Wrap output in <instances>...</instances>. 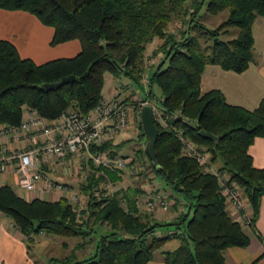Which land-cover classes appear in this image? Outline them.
<instances>
[{
	"label": "trees",
	"instance_id": "16d2710c",
	"mask_svg": "<svg viewBox=\"0 0 264 264\" xmlns=\"http://www.w3.org/2000/svg\"><path fill=\"white\" fill-rule=\"evenodd\" d=\"M201 8L211 15L225 10L226 18L207 27L199 21ZM0 9L26 11L51 27L50 45L70 39L80 44L72 57L36 64L0 39V125H18L24 109L45 120L67 109L84 115L102 97L104 73L127 79L149 103H156L152 86L160 91L156 105L164 124L152 117L155 163L141 152L159 183L156 188L169 192L171 208L178 210L172 220L158 221L150 209L139 207L137 187L127 188L126 195L120 188L96 194L99 184L119 181L125 169L88 162L91 172L80 186L87 202L81 210L66 196L27 200L10 186H0V212L26 243L40 232L79 238L66 255L49 257L47 264H146L172 238L178 245L161 252L163 264H224L223 250L247 245L243 222L231 210L230 215L215 174L182 153L180 137L207 152L209 164L217 163L213 169L240 188L250 212L247 226L253 227L264 195V168L252 165L247 148L254 137L264 138V96L254 109L245 110L226 103L216 89L201 92L199 83L207 64L235 73L247 68L253 50L251 25L256 17L264 19V0H0ZM176 15L184 17L178 35L166 30ZM154 38L161 43L151 54L159 52L161 58L146 69L145 46ZM64 76L73 80L55 90L41 86ZM137 128L144 136L139 119ZM199 130L216 140L202 138ZM100 149L116 155L110 141ZM88 241L91 251L77 257Z\"/></svg>",
	"mask_w": 264,
	"mask_h": 264
},
{
	"label": "crops",
	"instance_id": "0c3cea01",
	"mask_svg": "<svg viewBox=\"0 0 264 264\" xmlns=\"http://www.w3.org/2000/svg\"><path fill=\"white\" fill-rule=\"evenodd\" d=\"M52 28L41 24L32 14L23 10H5L0 9V39L10 42L16 49L20 57L29 58L34 63L39 64L47 60L55 58H68L78 53L80 44L76 39H70L55 45H50L52 36ZM251 34L253 38L252 60L247 68L240 73H235L230 70H223L214 64H207L203 67L200 74L199 87L201 92L216 89L224 97V100L229 105L241 107L245 110L254 109L264 96V19L256 17L251 25ZM122 79L124 81H122ZM120 80L124 87L130 91L131 95H139L141 92L129 83L125 78L115 79L108 73L103 75V85L101 88V96L108 98L113 94L123 95L122 90L118 89L115 83ZM124 98V97H123ZM129 102V101H125ZM132 103V102H130ZM129 114L138 119V109L129 110ZM126 130L120 131L110 140L113 150L116 155H128L130 153L119 154L117 149L120 142H123L126 136ZM41 138L37 133H27L18 139L4 137L0 139V152L4 149V153H8L14 149H19L30 143L32 137ZM121 136L119 141L116 138ZM144 143L141 145V151ZM138 151L137 154L141 153ZM247 152L251 157V163L256 168H264V138L254 137L251 144L247 148ZM142 154V153H141ZM66 165V164H64ZM61 165L43 164L41 170L53 182L67 184L68 188L72 189L73 183L63 179L58 172H55V167ZM6 173H0V186L8 185L14 191V184L17 180V175L10 166ZM127 177L122 173L120 180L123 182ZM67 183H66V182ZM156 183V187L159 183ZM39 185L34 191L24 193L22 197L29 200L35 197L54 200L58 197V193L52 198L51 193L44 192ZM15 193H17L15 191ZM167 195L169 192L166 190ZM19 195V194H17ZM142 207V206H139ZM178 210L168 207L165 211L151 210L152 217L158 221L172 220ZM230 211V209H229ZM231 215V211H230ZM234 215V213H232ZM171 230V229H170ZM243 232L248 236V243L245 247H227L223 250L224 264H264V195L261 196L257 217L253 227L242 225ZM39 236V237H37ZM37 240L34 242L36 255L40 254L41 248L46 245H58L64 251L65 255L72 246L74 241H67L68 238L56 235H47L41 233L36 234ZM31 243V242H30ZM71 244V245H70ZM178 245V240L175 238L165 241L162 246L153 251L152 258L146 264H163L162 251L172 250ZM65 246V247H64ZM30 247L24 242L22 235L11 224L10 219L0 212V264H36L35 260L31 259L28 254ZM92 249V248H91ZM90 252V251H89ZM62 255V256H63ZM44 260V258H43ZM41 264H44V261ZM46 264V262H45Z\"/></svg>",
	"mask_w": 264,
	"mask_h": 264
},
{
	"label": "built area",
	"instance_id": "2783aa9c",
	"mask_svg": "<svg viewBox=\"0 0 264 264\" xmlns=\"http://www.w3.org/2000/svg\"><path fill=\"white\" fill-rule=\"evenodd\" d=\"M143 78L145 79V74ZM143 104L150 105L152 116L163 125L161 110L155 103L143 101L139 95L132 96V103L125 102L118 94L108 98L102 96L84 115L67 109L51 120H45L33 111L24 109L18 125H0V139L4 137L18 139L33 132L41 138L33 136L30 143L8 153H4L2 148L0 173H6L12 166L17 175L14 188L19 196L34 191L39 185H42L43 193L46 191L66 196L67 186L51 181L41 170L43 164H58L65 167L78 162V167H82L83 162L85 164L89 162L94 167L108 170L126 169L131 181L140 182L138 188L141 192L134 197L136 204L150 210H165L172 203L171 199L157 189L154 183L141 182L139 175L144 171V167L140 163L130 155H111L105 149H100V146L113 139L118 132L129 128L132 117L129 110L133 108L139 110ZM137 116L139 119V115ZM180 141L184 155L193 157L202 170L215 174L226 206L235 213L237 220L247 226L250 212L240 188L229 180L226 173L216 172L212 168L207 152L200 151L186 138L180 137ZM69 202L74 204L75 200L70 199Z\"/></svg>",
	"mask_w": 264,
	"mask_h": 264
},
{
	"label": "rangeland",
	"instance_id": "374dc122",
	"mask_svg": "<svg viewBox=\"0 0 264 264\" xmlns=\"http://www.w3.org/2000/svg\"><path fill=\"white\" fill-rule=\"evenodd\" d=\"M199 21L201 23H203L205 26L207 27H215L217 26L220 22H222L225 18H226V11L223 10L215 15H211L205 12V10L203 8H201L199 10ZM184 17L180 16V15H176L173 16L171 18V20L168 22L167 24V28L166 30L168 32H171L175 35H178L179 31L184 27ZM161 43L160 39L154 38L152 40V42L148 45L145 46V51H144V66L149 67V65H155L157 63V61L161 58V54L158 52L155 55L151 54V51L159 44ZM164 67V64H163ZM149 70L146 71V74H148ZM122 81H124L122 79ZM145 79L143 78V83L145 84ZM115 85H117L118 89H123V95H121V97H127L126 101L131 102L132 101V95L130 93V91L127 90V88H125L122 84V82L120 80H118ZM152 90H153V94L155 96V104L158 103V99L160 98V91L159 89L153 85L152 86ZM126 134H125V138L122 139L123 142H120L119 148L117 149V152L119 154H125V153H130L128 155L133 156L134 160L137 161L138 163H140L143 167H144V171H142L141 173H143V175H139L141 176V182L144 183L146 181H150L152 183L157 182L156 179L153 177L151 171L148 168V163L146 161V159L143 157V155L141 153L137 154L138 151H141L142 148V144L145 142V137L138 135V128H137V119L131 117V122H130V126L128 129H126ZM121 138V136H118L116 138V141H119ZM212 166V168H215L217 166V163H211L210 164ZM65 166V165H64ZM89 165L86 166V164L83 162L82 163V167H78V162L75 163H71L69 164V166H57L55 167V172L57 171L58 174H60V176H64L63 179H67V181H71L70 183H73L72 189L68 188L67 184H63L65 186H67V194H66V198L68 200L70 199H74L75 203L72 204L74 205V207L77 210H81L85 207V204L87 202V196L86 194H84L81 189L80 186L82 183H84L87 179V177L90 175L89 172ZM96 174H99V171H95ZM123 174L127 177V180H123V182H114V183H108L107 179L104 183L99 184V188L96 192V194L99 193V191L102 189L104 190V193H111L113 191H116L117 189L120 188L121 192L126 195L127 191L126 189L129 188H136L139 190L138 193H140V189L138 188L139 183H135L133 181H131L130 177L128 176V170H123ZM66 182V181H65ZM67 183V182H66ZM125 188V190H124ZM118 191V190H117ZM66 192V191H65ZM49 193V192H48ZM53 194V193H51ZM121 193H119L120 196ZM45 196V194H42V197ZM64 196L59 195L58 193V197ZM72 196V198H71ZM55 197L54 194L52 195V198ZM169 207H171V204L169 205ZM167 209V208H166ZM165 209V210H166ZM165 210H161V211H165ZM39 235V234H38ZM39 237V236H37ZM37 237L35 236L32 240L31 243H27L28 246L30 247L28 249V254L29 257L33 260H35L36 264H41V261H39V259L44 260L42 261V263L45 261L47 264V260L49 257H62V255L64 254V251L62 250V248H60L58 245H46L45 247L39 249L40 250V254L35 253L34 249L36 248L34 242L37 240ZM61 237V236H60ZM67 241H73L72 238H68ZM74 241L78 242L79 238H75ZM25 242V241H24ZM26 243V242H25ZM71 245V244H70ZM65 247V246H64ZM92 248V243L89 241L87 242V244H85L83 246V249L79 250L76 253L77 257H81L83 255H85L87 252L91 251ZM70 251V250H69ZM65 252L66 254L69 252ZM65 254V255H66ZM64 256V255H63ZM44 262V264H45ZM6 264V263H5Z\"/></svg>",
	"mask_w": 264,
	"mask_h": 264
},
{
	"label": "water",
	"instance_id": "95a60500",
	"mask_svg": "<svg viewBox=\"0 0 264 264\" xmlns=\"http://www.w3.org/2000/svg\"><path fill=\"white\" fill-rule=\"evenodd\" d=\"M72 80H73L72 76H64L55 82L44 83L41 86L47 90H55L61 85L65 83H69ZM138 115H139L140 126H141L142 132L145 137L143 150L145 152L146 157L152 163H155L154 143H155L156 136H157V129L155 125L153 124V120H152L153 116H152V110H151L150 105L148 104L141 105L138 110ZM198 134L204 139H209L212 141L216 140V137L214 135L204 130H199Z\"/></svg>",
	"mask_w": 264,
	"mask_h": 264
}]
</instances>
